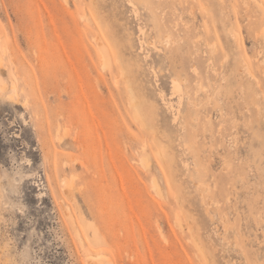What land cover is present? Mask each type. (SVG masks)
<instances>
[{"label":"rangeland","instance_id":"rangeland-1","mask_svg":"<svg viewBox=\"0 0 264 264\" xmlns=\"http://www.w3.org/2000/svg\"><path fill=\"white\" fill-rule=\"evenodd\" d=\"M93 257L264 264V0H0V264Z\"/></svg>","mask_w":264,"mask_h":264},{"label":"bare ground","instance_id":"bare-ground-1","mask_svg":"<svg viewBox=\"0 0 264 264\" xmlns=\"http://www.w3.org/2000/svg\"><path fill=\"white\" fill-rule=\"evenodd\" d=\"M103 49V48H102ZM104 54V53H103ZM105 58V57H104ZM89 264H102L100 260H97L96 257H93V260L90 261Z\"/></svg>","mask_w":264,"mask_h":264}]
</instances>
